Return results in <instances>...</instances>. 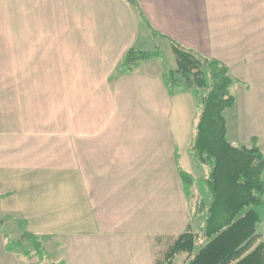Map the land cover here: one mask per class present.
Here are the masks:
<instances>
[{
	"label": "crops",
	"instance_id": "crops-1",
	"mask_svg": "<svg viewBox=\"0 0 264 264\" xmlns=\"http://www.w3.org/2000/svg\"><path fill=\"white\" fill-rule=\"evenodd\" d=\"M0 1L22 3L18 31L8 25L13 5L10 19L0 12L3 48L20 42L39 65L71 67L68 79L0 75L7 216L20 213L54 263L155 264L199 198L185 192L179 168L193 177V167L206 168L189 150L201 96L168 89L162 57L132 71L121 59L131 47L173 54L174 41L218 60L233 79L228 136L231 128L239 145L256 137L264 154V0ZM19 76L37 82L36 96L14 100L7 82ZM2 237L4 264H28Z\"/></svg>",
	"mask_w": 264,
	"mask_h": 264
},
{
	"label": "trees",
	"instance_id": "trees-1",
	"mask_svg": "<svg viewBox=\"0 0 264 264\" xmlns=\"http://www.w3.org/2000/svg\"><path fill=\"white\" fill-rule=\"evenodd\" d=\"M151 34L159 33L151 29ZM171 44L175 67L167 68L163 82L170 90L187 89L201 96L189 150L208 170L205 186L210 200L196 199L185 230L166 245L155 264H174L179 254L186 255V264H264V236L257 232L261 222L258 209L264 210V154L256 137L247 145H235L227 139L225 112L235 104L230 92L233 79L218 60L174 41ZM152 57H161L160 52L131 47L120 65L132 71ZM179 175L185 192L194 196V177L181 168ZM203 211L206 219L198 233L192 221ZM9 220L8 216L0 217V227ZM3 236L5 250L17 251L28 264H63L54 263L42 239L30 231L23 230L17 239L5 232Z\"/></svg>",
	"mask_w": 264,
	"mask_h": 264
},
{
	"label": "rangeland",
	"instance_id": "rangeland-1",
	"mask_svg": "<svg viewBox=\"0 0 264 264\" xmlns=\"http://www.w3.org/2000/svg\"><path fill=\"white\" fill-rule=\"evenodd\" d=\"M11 4L13 5L12 10L11 9ZM21 1H14V2H3L0 1V12L2 15L10 19L8 15H5V13L10 10V14L14 17V20L8 24V25H13L14 29L18 31L20 29L21 24ZM31 11V14L32 15ZM36 15V13L33 12V16ZM19 21V22H18ZM33 25V24H32ZM32 29V28H31ZM31 36V35H30ZM36 38V35H34ZM1 37L2 35L0 34V42H1ZM14 39L20 41V34L17 35L16 33L14 34ZM1 48L4 46L9 47L10 44L7 43H0ZM21 43L20 42H15L14 46H16L15 49L9 50L8 48H3L0 49V75H7V74H13V75H22V74H27V75H37L39 73H47V74H52L56 73V76L58 78L61 77V79H64L62 77H69L71 73V67L69 64H62V65H53L48 62V59H42L41 63L39 65V53L36 49L30 48L28 50H22L21 49ZM29 45H35L30 43ZM157 50L160 52L161 57L164 60V63L167 64V68H174L175 67V58L172 52L170 50L166 49H158ZM6 61H13L12 65H5L2 64L3 62ZM5 84V83H4ZM8 84V89L12 88L13 92H11V96L14 98V100H25V98L28 97H33L37 95V82H23L22 77L19 76V78H15V80L11 83L7 82ZM52 84V83H51ZM3 83L0 82V88ZM63 85L68 87L70 85V82H63ZM27 87H29L30 91H27ZM63 90V89H61ZM65 90V87H64ZM12 91V90H11ZM0 96H3L0 94ZM30 104L32 103L29 102ZM29 108H33V104L29 105ZM232 109H229L225 112L226 116V121H227V127L230 125V116L232 115L233 112H231ZM244 137V135L242 134ZM227 138L230 139V141L235 144L239 145L240 141H237L236 138H241L239 134L236 135V132H234L231 128H229V136L227 132ZM200 163V162H199ZM203 167V166H202ZM190 170V169H189ZM191 171V170H190ZM191 173L194 175L195 183H194V193L197 194V196L201 199H204L206 203L209 202L210 200V195L208 194L205 186V180L208 174L207 168H201L200 167H193ZM62 188V187H61ZM51 194V193H50ZM68 201V199H67ZM64 203V202H63ZM194 206V204H193ZM9 204L7 202H3L0 204V217L7 216L9 215L10 210H9ZM260 216H261V222L257 225V232L262 234L264 236V210L263 209H258ZM15 216V219H11L9 221H6L3 223V225L0 227V251L1 247L4 244L3 242V233H7L11 239H17L23 230H27L26 227L23 225L20 213L18 214H13ZM206 219V212L203 211L200 214L196 215L195 218L192 221V227L194 231L201 233L204 227ZM62 228V227H58ZM48 229H51L49 227ZM28 231V230H27ZM50 231H48V234ZM51 232H54L53 230ZM28 246V244H25ZM17 252V251H16ZM0 264H4V259L0 257ZM174 264H186V255L185 254H179L176 256L174 260Z\"/></svg>",
	"mask_w": 264,
	"mask_h": 264
}]
</instances>
